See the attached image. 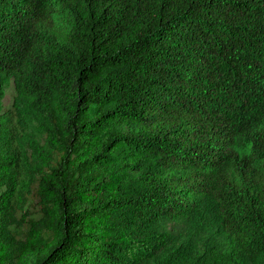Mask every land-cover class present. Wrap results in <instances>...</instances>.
<instances>
[{"label": "trees", "instance_id": "trees-1", "mask_svg": "<svg viewBox=\"0 0 264 264\" xmlns=\"http://www.w3.org/2000/svg\"><path fill=\"white\" fill-rule=\"evenodd\" d=\"M0 264H264V0H0Z\"/></svg>", "mask_w": 264, "mask_h": 264}, {"label": "rangeland", "instance_id": "rangeland-1", "mask_svg": "<svg viewBox=\"0 0 264 264\" xmlns=\"http://www.w3.org/2000/svg\"><path fill=\"white\" fill-rule=\"evenodd\" d=\"M14 94H15V92H14L13 85H12V83H10L5 89V96L3 98L2 103H3L4 110L9 112L10 126H11L12 131L15 132V131H17V123H16V118L13 114V111L11 110V104H12Z\"/></svg>", "mask_w": 264, "mask_h": 264}]
</instances>
